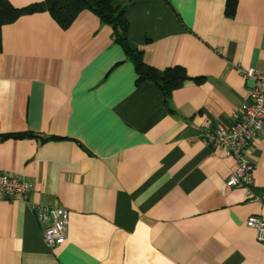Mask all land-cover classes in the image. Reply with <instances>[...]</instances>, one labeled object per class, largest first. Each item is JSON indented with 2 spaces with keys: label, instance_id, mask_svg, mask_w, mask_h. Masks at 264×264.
<instances>
[{
  "label": "crops",
  "instance_id": "0c3cea01",
  "mask_svg": "<svg viewBox=\"0 0 264 264\" xmlns=\"http://www.w3.org/2000/svg\"><path fill=\"white\" fill-rule=\"evenodd\" d=\"M131 2L130 48L190 77L167 104L153 83L136 84L88 10L66 29L47 12L1 27L0 169L30 188L0 199V264H264L245 224L264 221V127L246 151L249 188L226 186L233 158L199 138L231 127L248 99L237 68L264 73V0H237L232 16L226 0ZM15 133L33 136L2 137ZM31 204L67 210L61 244L45 245Z\"/></svg>",
  "mask_w": 264,
  "mask_h": 264
},
{
  "label": "built area",
  "instance_id": "2783aa9c",
  "mask_svg": "<svg viewBox=\"0 0 264 264\" xmlns=\"http://www.w3.org/2000/svg\"><path fill=\"white\" fill-rule=\"evenodd\" d=\"M237 70L251 82L248 99L239 105L236 120L231 127L215 124L201 130L199 138L224 156L233 158L234 165L226 180V186L249 188L253 166L246 158V151L264 127V73L252 67H238ZM29 188L26 180L11 176L0 169V199L19 197L25 200ZM30 208L41 226L45 245L54 248L61 244L66 238L67 210L47 204H31ZM245 224L253 228L256 239L264 243V221L251 214L245 219Z\"/></svg>",
  "mask_w": 264,
  "mask_h": 264
},
{
  "label": "trees",
  "instance_id": "16d2710c",
  "mask_svg": "<svg viewBox=\"0 0 264 264\" xmlns=\"http://www.w3.org/2000/svg\"><path fill=\"white\" fill-rule=\"evenodd\" d=\"M131 3L130 0L124 5L114 7L113 0H41L24 7H14L8 0H0V50L1 27L15 21L22 15L47 12L62 29H66L81 11L88 10L94 13L101 22L111 27L114 41L122 47L125 54L134 64L136 84L145 81L153 83L160 89L164 102L167 104L171 92L179 88L190 77L181 66H173L163 70L152 67L144 63L140 51L130 48L127 39L128 22L125 18V13ZM236 4L237 0H226L225 14L227 16L234 14ZM10 136L23 138L33 136V134L15 133L2 135V137Z\"/></svg>",
  "mask_w": 264,
  "mask_h": 264
}]
</instances>
